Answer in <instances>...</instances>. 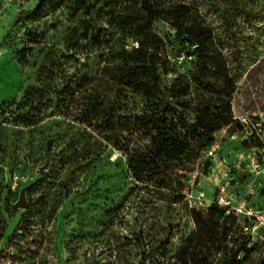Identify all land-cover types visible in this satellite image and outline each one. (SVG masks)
I'll return each mask as SVG.
<instances>
[{
  "label": "rangeland",
  "instance_id": "374dc122",
  "mask_svg": "<svg viewBox=\"0 0 264 264\" xmlns=\"http://www.w3.org/2000/svg\"><path fill=\"white\" fill-rule=\"evenodd\" d=\"M38 1L0 0V169L6 171L15 149L29 159L31 169L0 178L4 225L12 215L8 242L0 243V264H222L221 243L235 264H264V0H245L241 11L248 15L237 17L242 65L231 100L232 116L238 119L235 133H216L191 173H169L166 179L172 186L163 200L150 185L129 179L125 158L80 124V108L74 103L53 102L46 112L53 120L45 122V129L16 134L19 129L11 119L28 88L50 75L60 85V75L67 80L87 72L72 58L85 63L86 52L75 54L72 48L82 44L76 30L84 18L73 16L68 4L48 0L18 20V13L34 10ZM197 1L207 21L219 28L216 9L223 7L222 0ZM94 19L104 23L106 16L102 12ZM44 136L53 141L49 156ZM95 140L102 141V150ZM97 152L104 153L94 161ZM58 156L64 163L50 169V182L35 194L23 190L39 178L37 170L46 160L57 161ZM4 185L9 192L2 191ZM50 188L69 192L62 205L71 207L61 209L58 203L54 217L49 219L42 210L37 220L25 221L28 211H48ZM21 193L25 209L15 208ZM214 204L224 210L225 222L210 213ZM17 226L22 231L10 235ZM224 228L230 230L227 236Z\"/></svg>",
  "mask_w": 264,
  "mask_h": 264
},
{
  "label": "trees",
  "instance_id": "16d2710c",
  "mask_svg": "<svg viewBox=\"0 0 264 264\" xmlns=\"http://www.w3.org/2000/svg\"><path fill=\"white\" fill-rule=\"evenodd\" d=\"M59 3L68 4L73 16L84 18L80 21L83 25L76 30L80 31L78 42L82 44L75 43L72 48L75 54L86 52L85 63L72 58L87 72L67 80L60 75V85L50 75L44 82L28 88L17 106L19 113L11 119L19 129L16 134L24 135L26 129L28 132L45 129V122L53 120L46 114L53 102L74 103L76 109L80 108V124L96 131L106 145L125 158L129 179L150 185L157 199L163 200L172 186L166 179L169 173L177 171L180 176L191 173L197 159L213 145L216 133L223 129L230 135L235 133L233 126L238 119L232 116L231 100L237 88L236 73L242 65V53L236 47L242 32L237 17L248 15L241 11L245 0H222L223 7L216 9L220 12L219 28L207 21L201 13L204 7L197 0H59ZM39 8L18 13V20L30 17ZM102 12L106 21L98 23L94 18ZM186 65L189 69L184 71ZM170 76L173 79L168 81ZM44 139L45 156H49L53 141L51 136ZM102 141L95 140L98 151L104 147ZM18 152L12 151L9 167L6 171L0 169V178H10L13 172L21 176L31 170L29 159ZM103 153H94L92 159L99 160ZM58 157L57 161L46 160L37 170L39 178L23 190L35 194L50 182L47 177L50 169L64 163L62 156ZM4 189L9 192L7 185ZM52 190L48 211L43 207L28 211L25 221L37 220L42 210L49 219L54 217L58 203L61 209L71 207L70 203L62 205L69 192ZM209 210L222 222L226 221L224 210L216 204ZM9 217L5 225L0 217L1 245L9 239L6 233L12 215ZM16 228L10 235L22 231V226ZM223 232L227 236L230 230L224 228ZM224 244L221 243L225 254L222 264H235V258L227 257Z\"/></svg>",
  "mask_w": 264,
  "mask_h": 264
},
{
  "label": "water",
  "instance_id": "95a60500",
  "mask_svg": "<svg viewBox=\"0 0 264 264\" xmlns=\"http://www.w3.org/2000/svg\"><path fill=\"white\" fill-rule=\"evenodd\" d=\"M44 2V0H39L37 3L36 8H39L42 3ZM15 207L18 209H25L26 208V200L24 198V194L21 193L18 202L15 204Z\"/></svg>",
  "mask_w": 264,
  "mask_h": 264
}]
</instances>
